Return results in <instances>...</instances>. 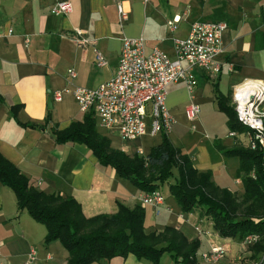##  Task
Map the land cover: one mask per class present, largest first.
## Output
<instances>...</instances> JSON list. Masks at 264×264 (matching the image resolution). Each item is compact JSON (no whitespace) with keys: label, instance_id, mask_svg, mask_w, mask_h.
Listing matches in <instances>:
<instances>
[{"label":"crops","instance_id":"1","mask_svg":"<svg viewBox=\"0 0 264 264\" xmlns=\"http://www.w3.org/2000/svg\"><path fill=\"white\" fill-rule=\"evenodd\" d=\"M62 2L71 5V13L52 15L51 8ZM118 5L129 14L122 28L118 26ZM175 18L179 21L171 31L167 23ZM196 22L227 25L221 38L220 72L210 77L206 71L195 70L196 87L191 94L182 82L167 88L165 104L172 118L167 136L196 170L210 172L218 188L240 197L239 159L224 155L216 144L222 150L244 147L246 137L245 133L231 136L218 97L232 104L233 89L247 82L254 85L253 90H264L258 85H264V0H0V154L37 190L73 198L86 218L114 215L118 205L127 209L140 206L145 234L171 228L188 242H199L197 264H202V254L217 245L226 251L217 264H254L242 242L220 238L198 212L180 213L167 185L160 189L166 190L164 207L171 212L164 207H143L142 193L112 168L101 166L88 148L56 144L52 134L84 117L71 95L64 94L56 102L53 94L69 85L96 89L109 81L123 39L140 38L146 54L158 49L174 59L173 41L185 40ZM74 30L93 44L77 46ZM95 50L105 59L104 67L96 65ZM69 70L76 74L72 81ZM190 104L199 108L194 121L186 116ZM14 107L18 108L16 119L10 112ZM48 115L51 121L45 129L22 127L44 125ZM93 118L96 131L109 141L111 149L129 156L137 152L146 156L161 142V135L151 136L149 131L134 142H123L116 132L101 129ZM45 237V227L19 211L13 192L0 184V264H23L31 250L35 251L32 264H66L68 253L61 243L44 244ZM93 264L150 263L128 256ZM161 264L175 263L164 254Z\"/></svg>","mask_w":264,"mask_h":264},{"label":"trees","instance_id":"2","mask_svg":"<svg viewBox=\"0 0 264 264\" xmlns=\"http://www.w3.org/2000/svg\"><path fill=\"white\" fill-rule=\"evenodd\" d=\"M218 104L227 117L231 134L251 132L237 120L230 100L218 97ZM17 110V107L10 108L14 119ZM93 117V114H87L81 122H72L62 131L53 130L55 143L84 145L101 166L112 168L119 178L130 182L141 193H152L167 185L180 213L198 212L199 217L206 218L222 239L241 243L248 236H257L259 240L248 247L250 259L259 263L260 258H264V152L259 148L251 150L242 146L222 150L216 144L224 155L239 159L237 176L243 193L237 197L218 188L210 172L196 170L190 158L173 147L167 133L160 134V144L142 159L111 149L109 141L96 131ZM50 121L48 115L44 125L22 127L42 130ZM0 184L13 192L19 211H25L45 227L44 244L61 243L68 253L66 264H93L128 256L150 264H161L164 254L175 264H197L199 242H188L171 228H165L158 234H145L144 209L140 206L127 209L118 205L114 215L86 218L73 198L37 190L1 154Z\"/></svg>","mask_w":264,"mask_h":264},{"label":"built area","instance_id":"3","mask_svg":"<svg viewBox=\"0 0 264 264\" xmlns=\"http://www.w3.org/2000/svg\"><path fill=\"white\" fill-rule=\"evenodd\" d=\"M50 13L66 16L71 13V5L68 2L57 3ZM117 15L118 26L122 28L127 23L129 14L118 5ZM178 21V18H175L168 22V28L172 31L173 24ZM226 28L225 23H193L185 40L173 41L174 59H170L158 49L146 54L144 41L140 38L123 39L117 68L109 81L96 89L69 85L63 91L55 92L53 99L59 102L64 94L71 95L82 114H93L101 129L116 132L123 142H134L147 131L151 136L160 135L162 132L168 134L172 118L165 104L167 88L182 82L186 91L191 94L196 87L193 75L195 70L206 71L210 77L218 75V60L224 53L221 38ZM74 32L73 40L77 46L86 48L93 44V41L79 30ZM95 59L98 67L106 65L105 59L96 50ZM67 76L71 81L76 78L73 70H69ZM258 85L264 89V85ZM241 86L233 89L232 106L239 123L251 131L245 134L247 148H259L264 152V93L259 96L244 93L240 90ZM198 114V106L190 104L186 110L187 118L194 121ZM135 155L142 159L146 157L141 152ZM164 201L160 190L142 193L140 197L143 207L148 206L156 210L164 207ZM164 208L166 212H171L170 208ZM258 240L257 236L252 235L246 237L242 244L251 247ZM225 253L223 246H212L207 253L200 256V261L202 264H217L224 258ZM34 259L35 251L31 250L23 264H32ZM254 264H264V258Z\"/></svg>","mask_w":264,"mask_h":264},{"label":"bare ground","instance_id":"4","mask_svg":"<svg viewBox=\"0 0 264 264\" xmlns=\"http://www.w3.org/2000/svg\"><path fill=\"white\" fill-rule=\"evenodd\" d=\"M252 83H254V82H252ZM254 85L252 84H250V83H247V84H243V86L242 87H240V90H241V92H244V93H251L252 95H260L261 93H264V90H262V91H257V90H253V87Z\"/></svg>","mask_w":264,"mask_h":264},{"label":"rangeland","instance_id":"5","mask_svg":"<svg viewBox=\"0 0 264 264\" xmlns=\"http://www.w3.org/2000/svg\"><path fill=\"white\" fill-rule=\"evenodd\" d=\"M262 108H264V106H262ZM147 112H149V109H147ZM243 145H244V148H247V140H246V142H244L243 143ZM246 146V147H245ZM160 191L162 192V193H166V190H162V189H160ZM165 191V192H164ZM164 195V194H163ZM173 205H174V203H173ZM175 206H177L176 204H175ZM165 256H168L167 254H165Z\"/></svg>","mask_w":264,"mask_h":264},{"label":"water","instance_id":"6","mask_svg":"<svg viewBox=\"0 0 264 264\" xmlns=\"http://www.w3.org/2000/svg\"><path fill=\"white\" fill-rule=\"evenodd\" d=\"M49 108H50V106H49Z\"/></svg>","mask_w":264,"mask_h":264}]
</instances>
